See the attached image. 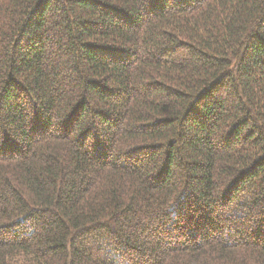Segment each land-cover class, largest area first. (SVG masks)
Wrapping results in <instances>:
<instances>
[{
	"label": "trees",
	"instance_id": "1",
	"mask_svg": "<svg viewBox=\"0 0 264 264\" xmlns=\"http://www.w3.org/2000/svg\"><path fill=\"white\" fill-rule=\"evenodd\" d=\"M0 264H264V0H0Z\"/></svg>",
	"mask_w": 264,
	"mask_h": 264
}]
</instances>
